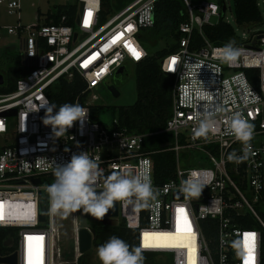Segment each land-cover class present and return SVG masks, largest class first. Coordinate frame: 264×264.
<instances>
[{"label": "built area", "instance_id": "1", "mask_svg": "<svg viewBox=\"0 0 264 264\" xmlns=\"http://www.w3.org/2000/svg\"><path fill=\"white\" fill-rule=\"evenodd\" d=\"M108 1L119 3L118 7ZM186 17L176 30V47L158 59L162 72L173 77L170 112L162 130L172 134L165 147L174 154L170 175L154 182L149 150L142 149L141 132H127L117 128L115 118L109 125L92 113L95 94L113 71L124 61L134 63L147 52L140 40V30L153 23L156 0H75L73 3H51L34 10L33 22H0L3 36L12 42L0 45V205L3 219L0 226L14 229L6 234L3 243L12 246L0 255L15 253L12 264H57V218L50 212L46 177H53L55 164L67 163L73 153L86 151L106 177L114 171L138 173L141 168L150 172L159 196L152 206L137 208L134 204L117 202L115 222L122 220L125 227L135 231V244L142 252H158L166 264H244L248 255L244 246L245 234H255L254 264L260 262L261 228L264 220L255 207L264 189V29L244 26L241 36L234 33L227 42L213 43L203 34V24L224 16V0H181ZM257 3L259 4L258 0ZM72 5L58 12L57 5ZM221 6L223 9L221 10ZM19 0H0V9L15 11ZM91 12L85 24V14ZM18 19V17L16 18ZM196 31L200 43L189 47L191 34ZM235 41L240 56L235 63H225L220 53L225 44ZM126 45L140 53L137 59ZM173 59L175 63L173 64ZM23 69L13 83L8 84V67ZM253 68L256 84L245 72ZM76 77L81 82L82 99L74 98L88 108L83 126L76 122L61 138H53L50 126L42 120L46 103H50L46 89L57 78ZM105 86V85H104ZM223 111L216 114L215 129L207 140L194 138L198 113L205 108ZM13 109L9 114L6 110ZM239 112L254 125L248 158L240 163L229 162V153L243 155L245 146L229 131V119ZM68 151H65V149ZM198 151V159L210 165L180 166L181 152ZM198 163V162H197ZM39 181L34 182L33 178ZM45 179V181L43 180ZM185 180L202 188L200 197H189L181 191ZM103 178L98 183L102 188ZM177 191V194L174 192ZM38 200L43 218H38ZM183 209L181 216L177 209ZM246 214L257 220V225H246ZM74 219V259L77 249V211ZM203 218L213 221V241L202 231ZM191 230H185L184 220ZM211 223V222H210ZM179 229L182 238L167 235ZM146 234H149L146 236ZM161 234V235H153ZM40 247L39 256L34 246ZM148 243L151 246L145 247ZM28 245L27 250L24 246Z\"/></svg>", "mask_w": 264, "mask_h": 264}, {"label": "trees", "instance_id": "2", "mask_svg": "<svg viewBox=\"0 0 264 264\" xmlns=\"http://www.w3.org/2000/svg\"><path fill=\"white\" fill-rule=\"evenodd\" d=\"M118 7L119 3L107 2ZM232 18L237 27L253 26L261 21V12L257 0H231ZM72 5L59 4L58 12L66 11ZM186 17L185 8L181 0H156L153 10V23L151 26L141 28L140 40L147 54L140 60L133 63L135 96L131 103L110 106L109 110L112 118H115L117 128H123L127 132H141L145 135L142 139V149L149 150L148 155L152 162V177L154 182H161L166 179L174 166V154L170 149L163 148L172 140L169 131L162 130L166 117L170 112L171 87L173 77L171 74L160 70L158 59L166 52L172 51L176 47V30L179 22ZM204 36L213 43L227 42L233 34V27L229 22L219 20L213 24H203L201 26ZM165 40L164 45L151 51L157 44V40ZM200 37L194 30L191 34L189 47L197 46ZM19 66L8 67V84L6 89L13 86L15 78L22 73ZM249 79L256 84L255 71L253 68H245ZM81 82L73 77L66 79L59 77L46 89L50 103H55L58 107L64 103H72L74 98L82 99L84 96L80 92ZM97 107V106H96ZM93 118H97L92 113ZM47 181H54V176ZM255 207L264 220V189L261 191L260 199L255 203ZM83 213V212H82ZM246 225H257V220L246 214ZM202 231L210 245L213 241V221L209 218L200 220ZM211 222V223H210ZM88 225L91 227L93 237L91 244L99 246L105 243L110 237L117 236L126 241L130 246L136 247L135 231L127 228L118 220L116 223L100 221L89 215ZM6 234H14V229L8 226H0V253L11 250L12 246L3 243ZM150 252H142L145 257L144 264H166L164 261L155 262L149 255ZM81 253L76 257V264H79ZM2 264V263H0ZM264 264V229L261 228L260 262Z\"/></svg>", "mask_w": 264, "mask_h": 264}, {"label": "clouds", "instance_id": "3", "mask_svg": "<svg viewBox=\"0 0 264 264\" xmlns=\"http://www.w3.org/2000/svg\"><path fill=\"white\" fill-rule=\"evenodd\" d=\"M240 50L235 41L225 44L220 59L225 63H235ZM42 123L50 126L53 138L63 137L76 122L83 126L87 120L88 108L79 103H64L59 107L55 103H46ZM223 109L214 111L207 107L196 117L197 127L194 138L207 140L215 129L216 114ZM3 129L0 128V131ZM229 131L236 140L245 146L243 155L229 153V162L240 163L248 158L250 142L254 136V125L241 113H233L229 119ZM65 151H68L66 148ZM99 159L91 158L86 151L73 153L67 163L55 164L53 167L54 181L46 186L50 203V212L67 217L73 212L82 210L97 220H102L114 204H134L137 208L152 206L159 196V190L153 186L150 172L141 168L138 173L114 171L104 177L99 166ZM103 178L102 188L98 183ZM181 191L189 197H200L202 188L191 180H185ZM97 256L101 264H144L145 257L140 247L130 246L117 236L110 237L97 248Z\"/></svg>", "mask_w": 264, "mask_h": 264}, {"label": "rangeland", "instance_id": "4", "mask_svg": "<svg viewBox=\"0 0 264 264\" xmlns=\"http://www.w3.org/2000/svg\"><path fill=\"white\" fill-rule=\"evenodd\" d=\"M124 1V0H122ZM225 8H224V16L227 19L234 30V33L238 36H241L242 29L237 27L234 24L232 18V4L231 0H224ZM75 0H19V7L12 12H6L0 9V22L3 23H15L16 20L23 23L33 22L34 18V10L45 9L48 4L51 3H73ZM259 9L261 12V21L256 25V27L260 30L264 29V0H258ZM18 17V19H16ZM13 38L10 36H3L0 40V45L6 42H12ZM165 40L159 39L157 40V44L151 48V51L159 46L164 45ZM14 44V43H13ZM0 57L3 58V54H0ZM118 72L120 76V80L115 84V88L117 90V94L113 95L110 91L102 85L100 88H93L87 92V96L91 93L95 94V98L92 99V103L97 105V110L94 113L97 117L104 123V125H109L111 122L112 115L110 113V106L119 105V104H128L131 103L135 96V87H134V74H133V63L125 60L122 68L120 70H115L113 73L108 76L105 80L107 83H111L114 81V77ZM254 140L261 139L262 136L253 137ZM179 164L180 166L185 165H210L207 159L203 157V159H198L202 156V154L198 151H190V152H181L179 154ZM198 162V163H197ZM201 163V164H200ZM51 179V178H49ZM45 181V179H43ZM47 181V180H46ZM50 183H53L52 180H49ZM81 212H83L81 210ZM78 213V212H77ZM84 213V212H83ZM86 216L88 214L84 213ZM113 223L115 219H110ZM101 221V220H100ZM109 222V221H106ZM57 240L56 245L58 247V251H53V255H57L58 263L57 264H68V263H76V258L74 259V219L72 213L67 217L62 215H58L57 218ZM34 244L35 247L39 249V247ZM25 250H27L28 245L24 246ZM97 248L98 246L90 244V247L81 253V259L79 264H101L98 256H97ZM80 254V253H79ZM38 255V254H37ZM152 260L155 262L162 261V256L158 252H150ZM39 256V255H38ZM26 264V262H25Z\"/></svg>", "mask_w": 264, "mask_h": 264}, {"label": "water", "instance_id": "5", "mask_svg": "<svg viewBox=\"0 0 264 264\" xmlns=\"http://www.w3.org/2000/svg\"><path fill=\"white\" fill-rule=\"evenodd\" d=\"M223 9V6H221V10ZM122 66H119L117 69L120 70ZM0 81H1V74H0ZM119 80H114L111 83L105 82V87L110 91L111 94L115 95L117 94V90L115 88V84L118 83ZM13 111V109L6 110V114H9ZM34 182H38L39 178L35 177L33 178ZM100 190V189H98ZM178 192L175 191L174 194H177ZM117 213V203L114 204V207L112 210L106 214V216L101 221H109L112 222L110 219H115ZM38 218H43V210L41 208L40 201L38 200ZM78 228H77V249L80 253L84 252L90 247L91 239L93 237V232L91 227H89L88 222L86 220V216L83 213H78ZM113 223H116L115 221ZM15 262V253L11 252L9 254L0 255V263L2 264H12ZM68 264H76V263H68Z\"/></svg>", "mask_w": 264, "mask_h": 264}, {"label": "snow or ice", "instance_id": "6", "mask_svg": "<svg viewBox=\"0 0 264 264\" xmlns=\"http://www.w3.org/2000/svg\"><path fill=\"white\" fill-rule=\"evenodd\" d=\"M91 16H92L91 12H87L85 14V24L86 25L90 22ZM126 47L130 48V50L133 52V55L137 59L140 58V53L139 52L135 51V49H132L130 45H126ZM174 63H175V60L173 59V64ZM0 209H2V205H0ZM177 212L180 213L181 216H183L184 210L182 208L181 209H177ZM2 219H3V214H2V211H0V220H2ZM184 225H185V230H187V231L191 230L190 225H188L186 219L184 220ZM148 235L149 234H146V236H148ZM153 235H161V234H153ZM163 235H169V234H163ZM254 238H255V234H245L244 246H245V249L248 252V255L245 257L244 264H254V260H255V257H254V254H253L254 244H252V245L249 244V241L250 240L254 241ZM149 246H151V245L148 244V243L145 244V247H149ZM31 264H35V262H31Z\"/></svg>", "mask_w": 264, "mask_h": 264}, {"label": "bare ground", "instance_id": "7", "mask_svg": "<svg viewBox=\"0 0 264 264\" xmlns=\"http://www.w3.org/2000/svg\"><path fill=\"white\" fill-rule=\"evenodd\" d=\"M167 237L173 238L175 240H179L180 238H182V233L180 232L179 229H177V230L174 229V231L172 233H170L169 235H167ZM37 246L39 247V245H37ZM36 249H37V254H39L40 247H39V249L36 247ZM27 262H28V260L26 261V264H27Z\"/></svg>", "mask_w": 264, "mask_h": 264}, {"label": "flooded vegetation", "instance_id": "8", "mask_svg": "<svg viewBox=\"0 0 264 264\" xmlns=\"http://www.w3.org/2000/svg\"><path fill=\"white\" fill-rule=\"evenodd\" d=\"M114 80H120V76H119V74H118V72H116V75H115V77H114ZM78 213H82L81 212V210L80 211H77ZM77 213V214H78ZM84 214V213H83ZM85 215V214H84ZM86 216V215H85ZM88 217H89V215L88 216H86V220H87V222H88ZM93 218V217H92Z\"/></svg>", "mask_w": 264, "mask_h": 264}]
</instances>
